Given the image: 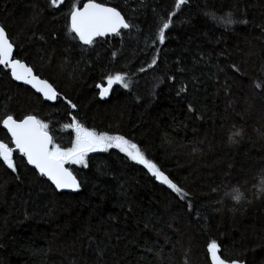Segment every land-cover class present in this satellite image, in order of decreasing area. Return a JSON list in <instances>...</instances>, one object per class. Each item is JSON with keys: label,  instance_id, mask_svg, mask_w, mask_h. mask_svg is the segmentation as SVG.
Instances as JSON below:
<instances>
[{"label": "trees", "instance_id": "obj_1", "mask_svg": "<svg viewBox=\"0 0 264 264\" xmlns=\"http://www.w3.org/2000/svg\"><path fill=\"white\" fill-rule=\"evenodd\" d=\"M84 2L0 0L15 58L59 94L46 104L0 67V117L34 115L63 148L73 118L122 135L190 195L181 200L116 148L87 154V166L65 164L80 188L59 193L14 152L19 179L0 162V264H210L212 241L228 262L264 264V0H186L180 9L175 0H95L133 27L92 46L67 27ZM227 13L237 23L212 19ZM117 73L129 87L113 84L102 98L97 85ZM0 142L11 145L2 126Z\"/></svg>", "mask_w": 264, "mask_h": 264}, {"label": "snow or ice", "instance_id": "obj_2", "mask_svg": "<svg viewBox=\"0 0 264 264\" xmlns=\"http://www.w3.org/2000/svg\"><path fill=\"white\" fill-rule=\"evenodd\" d=\"M185 2L186 0H175L174 7L180 9ZM50 3L55 7L60 3V0H50ZM66 15L69 33H74L73 39H78L80 44L86 46H92L96 38L120 35L121 29L133 27L115 7L105 6L103 3L95 2V0H87V2L83 3V7L73 4ZM173 15V12H169L167 19L161 18L160 20L157 30V39H159L160 43L164 42L165 31L169 29ZM212 19L225 27L237 23L231 13L220 17L212 14ZM240 23H244V21H240ZM13 56L14 44L9 39L5 28L0 26V66L10 71L13 80L30 84L37 92L43 95L45 100H56L59 94L54 86L47 81L38 79L32 74L31 68L26 67L21 60L15 59ZM155 63L156 59L153 58L152 63L148 67H152ZM233 70L238 71L235 66H233ZM140 71H144V69L141 68ZM171 78L169 77V79ZM116 83L121 84L126 89L129 87V84L125 82L121 74L109 75L107 77V87L97 85L101 89V97L103 98L108 93L109 88ZM180 91L182 92L184 89L181 88ZM65 103L69 108H76V105L71 100L65 98ZM189 110H192L191 107ZM0 126L6 129L11 137V145L0 142V162L12 173L17 174V179H19V169L15 163L14 151H18L27 165L34 168L41 177H45L50 181L57 191L70 189L75 192L79 190L80 184L72 172L65 167V164H84L87 166L85 164V156L88 153L104 152L109 148H116L129 160L142 165L157 181L166 185L181 200L190 195L162 173L155 163L147 159L135 143L122 135H108L104 132H96L73 118L71 123L64 125L65 128H70L74 133L71 147L63 148L49 134L48 125L41 122L34 115L29 114L24 116L23 119L17 120L12 114H6L0 117ZM240 135L239 130L233 133V136ZM229 139L235 143L232 137ZM257 191L264 192V180L259 182ZM233 192L235 194L232 195V199L239 202L242 199L241 193L238 189H233ZM207 252L209 253L211 264H229L228 261L218 255V245L215 241L208 243ZM230 264H239V262L234 260Z\"/></svg>", "mask_w": 264, "mask_h": 264}, {"label": "water", "instance_id": "obj_3", "mask_svg": "<svg viewBox=\"0 0 264 264\" xmlns=\"http://www.w3.org/2000/svg\"><path fill=\"white\" fill-rule=\"evenodd\" d=\"M60 2H62V0H60ZM105 6H108V5H105ZM81 7H83V4H82V6ZM109 7H111V6H109ZM122 30H128V29H121L120 31H122ZM73 35H75L74 33H72ZM108 36H112V35H108ZM105 37H107V36H105ZM100 38H104V37H100ZM97 39H99V38H96V40ZM78 40V39H77ZM79 41V40H78ZM80 43V42H79ZM82 45V44H81ZM83 46H86V45H83ZM13 58H15V47H14V56H13ZM16 59V58H15ZM24 63V62H23ZM25 64V66L26 67H29L26 63H24ZM0 67H3V66H0ZM29 68H31V67H29ZM32 69V68H31ZM9 71V70H8ZM9 74H10V78H11V80H12V82H14V83H16V84H19V85H22V86H24V87H26V88H28L29 90H31L32 92H34L37 96H39L41 99H42V101L44 102V103H46V104H49V105H53V104H55L56 103V101H57V99L56 100H45L44 99V97H43V95L41 94V93H39V92H37L30 84H24L22 81H16V80H13L12 79V77H11V73H10V71H9ZM32 74L34 75V76H36L38 79H40V80H43V79H41L40 77H38L35 73H34V71L32 70ZM45 81V80H44ZM24 118V117H23ZM22 118V119H23ZM3 128V127H2ZM3 130L7 133V130L6 129H4L3 128ZM7 135L10 137V135L7 133ZM10 139H11V137H10ZM13 148H14V146H13ZM14 152H18V151H14ZM19 153V152H18ZM26 162V161H25ZM27 164V163H26ZM28 167L30 168V169H32V170H34L35 171V169L34 168H32L30 165H28ZM36 172V171H35ZM38 174V173H37ZM74 176V175H73ZM45 178V177H44ZM46 179V178H45ZM47 180V179H46ZM48 181V180H47ZM49 183H50V181H48ZM51 184V183H50ZM53 186V185H52ZM54 187V186H53ZM54 189H55V187H54ZM56 190V189H55ZM57 191V190H56ZM57 192H59V193H70V194H75V193H77L78 191H75V192H73V191H71L70 189H63V190H60V191H57ZM207 254H208V259H209V262H210V264H211V259H210V256H209V253L207 252ZM218 255H219V252H218ZM231 262V261H230ZM230 262H229V264H230ZM237 262H239V261H237ZM239 264H243V263H241V262H239Z\"/></svg>", "mask_w": 264, "mask_h": 264}, {"label": "rangeland", "instance_id": "obj_4", "mask_svg": "<svg viewBox=\"0 0 264 264\" xmlns=\"http://www.w3.org/2000/svg\"><path fill=\"white\" fill-rule=\"evenodd\" d=\"M106 87H107V86H106ZM110 88H111V87H110ZM110 88H109V89H110ZM109 149H110V148H109ZM109 149H108V150H109ZM97 152H100V151H97ZM90 153H93V152H90ZM88 154H89V153H88Z\"/></svg>", "mask_w": 264, "mask_h": 264}, {"label": "bare ground", "instance_id": "obj_5", "mask_svg": "<svg viewBox=\"0 0 264 264\" xmlns=\"http://www.w3.org/2000/svg\"><path fill=\"white\" fill-rule=\"evenodd\" d=\"M84 3H85V2H84ZM81 6H82V5H81ZM81 6H80V7H81Z\"/></svg>", "mask_w": 264, "mask_h": 264}]
</instances>
